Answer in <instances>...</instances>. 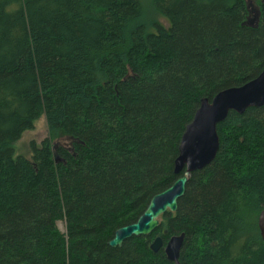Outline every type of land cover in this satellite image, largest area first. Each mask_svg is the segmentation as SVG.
<instances>
[{"label":"trees","instance_id":"trees-1","mask_svg":"<svg viewBox=\"0 0 264 264\" xmlns=\"http://www.w3.org/2000/svg\"><path fill=\"white\" fill-rule=\"evenodd\" d=\"M143 4L0 0V264H172L149 245L180 233L181 264H264V105L217 125L216 155L176 211L108 244L182 174L200 100L264 67L263 0L251 25L246 0H150L151 19ZM42 114L48 136L15 154ZM64 136L71 150L53 147Z\"/></svg>","mask_w":264,"mask_h":264},{"label":"water","instance_id":"water-1","mask_svg":"<svg viewBox=\"0 0 264 264\" xmlns=\"http://www.w3.org/2000/svg\"><path fill=\"white\" fill-rule=\"evenodd\" d=\"M245 22L251 25L250 21ZM262 105H264V67L244 84L222 89L211 99L202 98L180 137L178 155L174 160V173L182 172V174L171 185L154 194L135 221L118 227L108 244L115 247L131 236L148 235L158 226V218L161 214L167 210L176 211L177 200L184 194L191 173L210 164L216 155L219 146L217 125L226 118L229 111L242 114L249 107ZM257 224L264 241V209L258 215ZM183 241L184 233L170 236L165 245L162 238L156 236L149 247L153 252L163 248V252L172 264H181L179 254Z\"/></svg>","mask_w":264,"mask_h":264},{"label":"rangeland","instance_id":"rangeland-1","mask_svg":"<svg viewBox=\"0 0 264 264\" xmlns=\"http://www.w3.org/2000/svg\"><path fill=\"white\" fill-rule=\"evenodd\" d=\"M264 1V0H263ZM144 3V7L146 10V16L148 19H151L154 16V14L151 11V8L149 6L150 0H142ZM247 10H248V15L247 19L250 21L251 24L256 23L257 18H258V5H257V0H247ZM158 19L159 23H161L164 26H167L168 23L166 19L162 16H156ZM152 31L154 29H151ZM48 136V130L45 122L44 115H40L35 121H34V126L32 129L25 130L21 137L14 143V150L15 154H25L26 156L30 155V142H34L36 145H40L41 141L45 139ZM72 141L73 139L69 136H64L61 138H58L53 141V147L57 146H63L69 150L72 148ZM57 226L58 228L62 231L65 232V222L64 220H59L57 221Z\"/></svg>","mask_w":264,"mask_h":264}]
</instances>
